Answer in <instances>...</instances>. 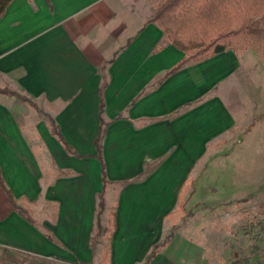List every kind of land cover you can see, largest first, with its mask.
<instances>
[{
	"label": "crops",
	"instance_id": "obj_1",
	"mask_svg": "<svg viewBox=\"0 0 264 264\" xmlns=\"http://www.w3.org/2000/svg\"><path fill=\"white\" fill-rule=\"evenodd\" d=\"M151 2L13 0L1 18L0 264H144L171 236L149 264H229L173 223L195 143L202 154L229 128L240 57L222 53L163 80L186 55L149 22ZM101 113L110 183L99 217ZM172 161L179 171H165Z\"/></svg>",
	"mask_w": 264,
	"mask_h": 264
},
{
	"label": "rangeland",
	"instance_id": "obj_2",
	"mask_svg": "<svg viewBox=\"0 0 264 264\" xmlns=\"http://www.w3.org/2000/svg\"><path fill=\"white\" fill-rule=\"evenodd\" d=\"M152 2L155 9L161 0ZM238 55L237 73L221 86H228L233 118L202 154L195 143L187 206L173 231L193 232L211 248L213 262L264 264V63L249 49ZM178 163L165 171H179Z\"/></svg>",
	"mask_w": 264,
	"mask_h": 264
},
{
	"label": "trees",
	"instance_id": "obj_3",
	"mask_svg": "<svg viewBox=\"0 0 264 264\" xmlns=\"http://www.w3.org/2000/svg\"><path fill=\"white\" fill-rule=\"evenodd\" d=\"M12 1L0 0V20ZM149 22L156 23L163 31L165 38L186 55L176 67L166 73L163 80L177 73L187 64L200 63L229 51L238 53L249 49L264 63V0H161ZM6 93L28 102L19 94L10 91ZM100 118L102 126L100 135L95 141L98 159L102 166L104 186L99 195V217L106 210L105 191L110 183L103 160L102 141L105 137V129L102 113ZM51 127L54 136L72 153L71 146L64 140L53 121ZM8 194L10 202L15 207L16 202L13 195L10 192ZM185 194L183 190L179 196V213L186 210ZM114 217L113 212L111 213V228L108 229L111 233L115 227ZM97 228L101 235L103 231L100 222ZM171 238L172 236L162 244L156 245L144 264H149L157 255L158 250L168 244ZM95 240L93 239V243H97ZM106 250L108 254L109 248Z\"/></svg>",
	"mask_w": 264,
	"mask_h": 264
}]
</instances>
